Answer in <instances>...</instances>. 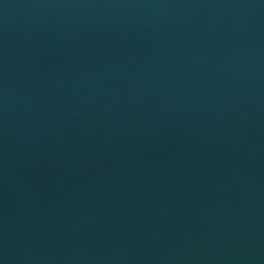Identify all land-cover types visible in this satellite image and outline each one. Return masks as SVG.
<instances>
[{
    "label": "water",
    "instance_id": "1",
    "mask_svg": "<svg viewBox=\"0 0 264 264\" xmlns=\"http://www.w3.org/2000/svg\"><path fill=\"white\" fill-rule=\"evenodd\" d=\"M0 264H264V0H0Z\"/></svg>",
    "mask_w": 264,
    "mask_h": 264
}]
</instances>
